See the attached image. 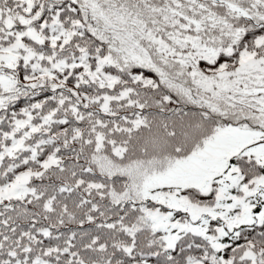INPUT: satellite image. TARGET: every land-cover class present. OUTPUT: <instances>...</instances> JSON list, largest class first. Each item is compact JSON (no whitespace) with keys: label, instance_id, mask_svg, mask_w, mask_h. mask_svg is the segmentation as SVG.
Segmentation results:
<instances>
[{"label":"snow or ice","instance_id":"6c2138e0","mask_svg":"<svg viewBox=\"0 0 264 264\" xmlns=\"http://www.w3.org/2000/svg\"><path fill=\"white\" fill-rule=\"evenodd\" d=\"M0 264H264V0H0Z\"/></svg>","mask_w":264,"mask_h":264}]
</instances>
